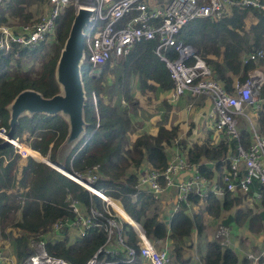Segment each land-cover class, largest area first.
Listing matches in <instances>:
<instances>
[{
	"label": "trees",
	"instance_id": "1",
	"mask_svg": "<svg viewBox=\"0 0 264 264\" xmlns=\"http://www.w3.org/2000/svg\"><path fill=\"white\" fill-rule=\"evenodd\" d=\"M45 0H4L0 6V25H24L30 23L32 13L29 8L41 7ZM162 0H159L161 2ZM168 1V0H167ZM28 10V12H27ZM252 16L254 23L245 30V20ZM73 18L71 7L64 9L57 18L54 29V42L36 45L31 49L12 47L0 53V129L7 131L5 106L22 90H33L44 98L57 93L53 80V68L67 35ZM7 21H15L8 24ZM177 41L195 49L210 67L214 80L230 94L234 80L242 83L247 75L259 68L264 73V11L233 8L229 15L216 21L209 19L193 20L186 23L176 36ZM154 41L135 43L126 55L117 78V90L124 107L116 105L112 99L105 100L103 73L107 64L96 71L90 67L81 68L85 92L84 101V138L70 151L65 159L64 169L77 175L94 174L92 188L111 201L117 202L123 213L132 222L139 223L145 237L154 240L166 236L173 242L169 263L187 264L190 261L191 235L202 236L204 218L219 220L223 226H244L246 232L255 233L264 227V196L259 204H254L257 212L243 208L244 200L251 199L253 193L260 192L252 181L245 194L225 193L218 199L213 195H189L187 202L201 206V213L188 215L185 205L174 212L164 224L157 216L150 214L149 208L154 200L150 196L137 193L136 172L142 163L149 169L161 171L166 166L169 149L178 138L177 127H166L165 116L158 122L153 134L142 133L129 140L132 132V112L138 111L137 102L125 91L128 77L136 79L138 90L143 93L155 91L172 92L164 64L153 54ZM260 51L261 58L242 63L240 56ZM29 66L26 73L24 66ZM38 65V70L35 66ZM92 72V73H91ZM141 89V90H140ZM144 90H146L144 92ZM162 100L166 111L169 105ZM259 110L253 117L257 132L264 138V83L259 89ZM94 100V102H93ZM193 100V99H191ZM170 104V103H169ZM127 106V107H126ZM246 126L238 130L236 139L225 140L221 136L215 142L206 129L203 137L176 144L179 153L184 154L185 163L197 165L198 175L209 179L212 172L217 175L226 169L223 160L235 154L237 145L246 149L249 144V130ZM66 134V126L59 117L34 115L18 120L13 138L24 144L30 151L20 146L23 152L32 157L40 156L54 160L57 147ZM200 160L214 163L208 169ZM136 198L132 199V195ZM76 201L88 212L93 209L100 215L95 221L99 228L86 231L82 238L69 240L63 233L62 240L47 241L45 252L70 264H84L105 240L103 226L107 215L99 198L90 194L51 167L26 156L22 158L10 144L2 145L0 139V228L4 224L6 235L1 233L0 242L10 238L14 264H23L33 253L28 239L35 240L49 232L52 225L60 220H73L74 215L68 208L66 197ZM222 218V214H227ZM128 221L129 223H131ZM122 235L125 246L134 249L132 261L126 262L121 255L104 256L112 264H141L142 259L136 246L131 227L122 222ZM3 246V243H0ZM201 250H199L200 254ZM201 264H249L244 258L238 259L230 248H221L214 240L205 241L203 253L199 255ZM103 256L100 255V258ZM99 258V259H100ZM263 259H261L262 262ZM168 263V264H169Z\"/></svg>",
	"mask_w": 264,
	"mask_h": 264
},
{
	"label": "built area",
	"instance_id": "2",
	"mask_svg": "<svg viewBox=\"0 0 264 264\" xmlns=\"http://www.w3.org/2000/svg\"><path fill=\"white\" fill-rule=\"evenodd\" d=\"M3 1L0 0V6ZM41 6L40 16L34 22L24 26L0 25V53H6L14 46L18 49H31L39 44L54 42L55 24L61 12L71 7L75 13L77 7L85 6L91 10L92 14L89 19L90 24L84 31V59L92 71L98 70L107 63L118 64L121 67L135 43L154 41L153 54L164 64L173 86L168 102L175 103L180 98L189 99L191 102L199 97L207 99L210 102V109L205 113L206 120L215 134L225 140L237 138V117H241L242 121L248 125L247 148L243 149L237 145L235 154L223 160L227 168L221 171L216 181L199 176L197 165L186 164L174 145L163 170L150 169L136 174L137 193L157 199L161 193L174 188L176 203L173 212H176L180 209L181 203L186 207L189 206L187 202L189 195L201 197L207 194L222 196L233 192L245 194L254 181L260 188V192L254 193L253 198L255 201L262 199L264 196V138L255 129L253 117L261 103L258 96L259 89L264 83V76L254 69L242 83L237 82L232 85V91L228 94L214 80L210 67L197 51L177 41L176 36L179 30L190 21L199 19L216 21L229 15L233 8L264 11V0H162L161 2L159 0H45ZM262 55L260 51L241 55L240 61L244 64L247 61H255ZM191 102L188 108L191 107ZM246 109L251 112L252 117L246 114ZM2 138L3 136L0 135L1 140ZM9 143L20 156H28L21 150L20 146L23 145L17 139L9 140ZM24 148L29 150L26 146ZM199 164L214 166V163L210 161L207 163L200 161ZM184 172L189 173L187 179H179V175ZM72 174L75 176H71L72 182L97 196L103 207L104 205L109 207L107 200H111L92 188L94 174L83 176ZM136 197V194L132 195V199ZM65 200L74 219L60 220L54 223L45 235L38 236L35 240L31 239L33 245L30 247L33 253L23 264H70L48 255L44 249L46 242L62 240L64 231L68 229L76 230V238H82L87 230L99 228V224L95 221L100 217L98 213L91 208L88 212L84 210L82 213L76 201L69 199L68 196ZM104 212L107 215L103 226L104 243L84 264H112L104 256L113 255H121L126 262L133 260L135 251L125 246L122 222L131 227L142 261L148 264L169 263L170 256L165 247L161 246V239L145 237L141 225L130 221L126 215L131 223L124 221L114 211L122 222L108 211L104 210ZM224 231V228H220L217 236L224 235ZM224 244L226 245L227 242L218 243L221 248H227ZM100 255L103 257L100 258ZM263 256L264 250L256 254L244 253V259L249 264H258ZM0 264H14L12 257L6 255L2 249H0Z\"/></svg>",
	"mask_w": 264,
	"mask_h": 264
},
{
	"label": "rangeland",
	"instance_id": "3",
	"mask_svg": "<svg viewBox=\"0 0 264 264\" xmlns=\"http://www.w3.org/2000/svg\"><path fill=\"white\" fill-rule=\"evenodd\" d=\"M79 2V1H78ZM80 3V2H79ZM29 11L32 13V19L29 22H34L36 19L39 18L40 13L42 11V6L41 7H32L29 8ZM28 12V10H27ZM8 24L12 23L15 24V21H7ZM254 23V19L252 16H248L245 20V30H248L249 26L251 24ZM27 25V24H24ZM24 25H9V26H24ZM51 43V42H49ZM262 52L264 53V49L262 50ZM244 55V54H242ZM83 68H88V64L87 61L84 59L83 62ZM107 71H105L103 73V84L107 85V88H103V94H105L106 101H109L110 99H112V101H114V103L116 105H120L121 107H124V103H122L121 101V97L122 95L117 91L119 89V86L117 85V78L120 75V68L119 65H115L114 63L110 64L108 63L107 65ZM27 69H30L29 66H24V68H22V72L26 73ZM35 69L38 70V65L35 66ZM257 70L264 76V73L262 70H260L259 68H257ZM92 73V72H91ZM141 90V89H140ZM125 91L130 95V97L134 100V102H137V106H138V111H133L132 112V117L131 120L132 122H141L142 126L141 128H138L139 130L136 132H133L130 136L129 139H132L133 135L137 136L140 135L142 133H147L149 131V127L153 128L154 125L156 124L157 121H162V117L163 114L169 115L170 120L167 121V116L165 117V123L168 122L171 126H176L178 127V138L176 139V141L173 142V144H177L180 141H189L192 139H195L197 137H203V135L205 134V127H204V122H203V118L205 117V112L202 111L199 112L198 110H196L199 107L200 104L198 102H200L201 100H195L192 101L194 102L192 104V102L189 100V103L191 102L192 104V109L191 107L188 108V104L187 106H184L182 104H180V108H175L174 106H172V109L169 110L168 112L166 111V107L164 106L162 100L165 99V96H163L160 100H158V103H156V99L155 101L151 102V93H143L141 94V92L138 90V86L136 83V79L132 78V77H128L126 84H125ZM146 90H144L145 92ZM155 94H152V96H154ZM156 96V95H155ZM166 96H168L169 98V94ZM156 98V97H155ZM168 98H166V101L168 100ZM204 101V100H202ZM187 102V100H186ZM150 103H152V106L150 105ZM198 103V104H197ZM206 104V102H205ZM160 106V111L161 114L158 115L156 112V108ZM127 107V106H126ZM143 111V112H142ZM150 112L152 113L153 116V123L149 124L148 123V116L150 114ZM246 114L249 117H252L251 112L248 111V109H246ZM193 115H197L198 116V121L200 119V121H202V123H197L195 125L191 124V117ZM164 122V121H162ZM245 126L247 125L246 123H244L242 121L241 117H237V126ZM218 137V136H216ZM21 145H23L25 147L24 144L21 143ZM174 146V145H173ZM18 154V153H17ZM22 158L26 157L25 155H21ZM167 158H169V155L167 156ZM174 193H169V195H167L165 197V199H174ZM118 205V204H117ZM256 205H251L250 203L247 202V200H244L243 203V208L245 209H249L252 211V213L257 212L255 209ZM173 208V204L170 202L168 204V208H166V210L163 213H159V215H163V216H167L168 210H171ZM104 210L108 211L111 215H113L114 217H116V219L120 222H122V220L112 211V209H110L109 207L104 205ZM81 212H84V209L81 208ZM155 212H151L150 214H154ZM195 213H201V206H193L192 208L189 209V214L188 215H192ZM231 214L227 213V214H222V218H225L227 215ZM155 215V214H154ZM157 219L161 220L158 215H157ZM204 224H205V229L204 232L202 234V236L197 237L194 236V234H192L191 236L193 237L192 239V245H194L195 247V251H193V254L196 255L197 253L199 254V247L200 245H202L205 240L211 241L214 240L216 243H225L227 242V244H224V247H231L233 245L239 247L243 253H250V254H256V253H260L261 251L264 250V230L259 229L258 232L255 233H248L246 231L243 230L242 227H236L234 225H230L228 227L223 226L219 220H213L210 219L208 217L204 218L203 220ZM9 225L8 224H4V227L1 229L0 231L4 232V235H6L7 232H5V228H8ZM220 228H224L225 229V234L224 235H220L217 236V232L220 230ZM66 236L68 237L69 240H71V238H76L77 235V231L73 230V229H68L66 231H64ZM1 233H0V240H1ZM47 238V237H46ZM3 243V246H0V249H2L6 255L11 256L12 255V243L10 238H5L4 242H0ZM28 243L30 246H32V242L30 241V239H28ZM170 253V250H169ZM191 259V257H190ZM174 264V263H171Z\"/></svg>",
	"mask_w": 264,
	"mask_h": 264
},
{
	"label": "water",
	"instance_id": "4",
	"mask_svg": "<svg viewBox=\"0 0 264 264\" xmlns=\"http://www.w3.org/2000/svg\"><path fill=\"white\" fill-rule=\"evenodd\" d=\"M91 14V10L84 6L77 7L73 13L53 68L57 93L50 98H44L33 90L20 91L4 108L8 117L7 131L0 130V135L3 136L2 145H6L13 139V131L19 119L31 118L34 115L59 117L66 126V134L55 151L53 162L40 156L32 157L29 154L28 156L51 167L71 181H73L71 176H75L63 167L70 151L84 138L87 126L83 113L85 92L81 68L84 62V31L90 24Z\"/></svg>",
	"mask_w": 264,
	"mask_h": 264
},
{
	"label": "crops",
	"instance_id": "5",
	"mask_svg": "<svg viewBox=\"0 0 264 264\" xmlns=\"http://www.w3.org/2000/svg\"><path fill=\"white\" fill-rule=\"evenodd\" d=\"M235 83H237V81L236 80H234V82H233V85L235 84ZM155 95L154 96H152V93H151V102L152 101H155V99H156V103H158V100H160L163 96H166V93H160V92H158V91H155V93H154ZM156 97V98H155ZM167 97V96H166ZM198 100H201L200 102H198L200 105L199 106H202V107H199V108H197L196 110H198L199 112H201L202 113V111H204L205 113H207L208 111H209V109H210V102L207 100V99H205V98H203V97H199V98H197ZM196 99V100H197ZM186 100H187V102H186ZM202 100H204V101H202ZM167 102H168V100H167ZM205 102H206V104H205ZM170 103V102H169ZM168 103V105H169V109L168 110H171L172 109V106H174L175 108H180L181 106H180V104H182V105H184V106H187V104H189V99H185V98H180L179 100H177L175 103H170L169 104ZM187 103V104H186ZM194 102H192V104H193ZM197 103V104H198ZM150 105L152 106V103H150ZM160 109V106H158L157 108H156V113L158 114V115H160L161 114V111L159 110ZM191 109H192V105H191ZM143 112V111H142ZM153 116L154 115H152V113L150 112V114H149V116H148V123L149 124H152L154 121V119H153ZM167 121H169L170 120V118H169V115H167ZM191 124H193V125H195L196 123H197V121H198V116L197 115H193L192 117H191ZM159 121H157L156 122V124L158 123ZM203 122H204V127H205V129L207 130V131H210V133L212 134V138H213V140L215 141V142H217L218 141V139H219V135H216L215 134V132L212 130V127H211V125L209 124V122L206 120V116L203 118ZM198 123H202V121H200V119H199V121H198ZM156 124L154 125V127L153 128H150L149 127V131L147 132L148 134H153L154 133V131H155V127H156ZM166 124V127H171V125L168 123V122H166L165 123ZM131 126H132V132H131V134L133 133V132H136V131H138L139 129L138 128H141V126H142V124H141V122H132L131 123ZM246 126V125H245ZM173 127H176V126H173ZM242 127H244V126H239L238 125V130L240 129V128H242ZM247 127H248V125H247ZM247 127H245V129L247 130ZM178 128V127H177ZM179 130V129H178ZM130 134V135H131ZM216 136H218V137H216ZM133 138L135 137L134 135L132 136ZM129 140H131V139H129ZM193 140V139H192ZM189 141H191V140H189ZM186 142V144H188V142L187 141H185ZM175 145V144H174ZM172 147H171V149H169L168 151H169V156L171 155V152H172ZM177 152H178V150H176ZM181 155H182V157L184 158V154L183 153H180ZM228 157V156H227ZM202 163H207V161H205V160H200ZM208 169H211V171L213 170V165H207L206 166ZM145 170H150L149 168H148V166H146L145 165V163H142L141 165H140V167L137 169V171L136 172H133L132 171V173H135V174H138V173H141V172H143V171H145ZM187 175H189V173H186V172H184V173H181L180 175H179V179H182V180H185V179H187ZM217 177H218V175L215 173V172H212V176H211V181H216V179H217ZM169 193H174V199H165V197L167 196V195H169ZM237 193V192H236ZM143 194V193H142ZM145 195V194H144ZM253 195H254V193H253ZM223 196V195H222ZM222 196H214V197H216V198H218V199H220ZM154 200V203H153V205L149 208V213H151V212H155L154 214L157 216L158 215V217L161 219V220H159V221H162L164 224H167V222H168V220H169V217L174 213L173 212V208L171 209V210H168V213H167V216L165 217V216H163V215H159V213H163L165 210H166V208H168V204L171 202L172 204H173V207H174V205H175V203H176V199H175V190H174V188H170L169 190H167V191H165V192H163V193H161L160 195H159V197L157 198V199H153ZM248 203H250L251 205H254V204H259V201H255L254 200V198H253V196L251 197V199H249L248 201H247ZM199 206V205H198ZM193 207V205L192 204H189V206H185V208H186V212H187V214H189V209L190 208H192ZM120 217V216H119ZM124 220V219H123ZM125 221V220H124ZM243 230L244 231H246L245 230V228H243ZM263 230H264V228H263ZM195 236V235H194ZM75 238H71V240H74ZM192 239H193V237L191 236V243H192ZM206 241V240H205ZM208 241V240H207ZM160 244H161V246H163V247H165V249L167 250V253L169 254V256L171 257V249L173 248V242L166 236L164 239H161L160 240ZM203 245H204V243L202 244V245H200V247H199V250H201V252H200V254H202L203 253ZM227 248H230L233 252H234V254L237 256V258L240 260V259H242V258H244V253H243V251L239 248V247H237V246H235V245H233V246H231V247H227ZM13 250V249H12ZM169 250H170V253H169ZM193 251H195V247H194V245H192V247H191V250L189 251V253H190V257H191V259H190V261L187 263V264H201L200 263V261H199V255L200 254H196V255H194L193 254ZM11 257H12V255H11ZM12 259H13V257H12ZM261 259H263L262 260V262H261ZM141 264H148L147 262H145V261H142L141 262ZM169 264H171V263H169ZM258 264H264V256L263 257H261L260 258V260H259V263Z\"/></svg>",
	"mask_w": 264,
	"mask_h": 264
},
{
	"label": "bare ground",
	"instance_id": "6",
	"mask_svg": "<svg viewBox=\"0 0 264 264\" xmlns=\"http://www.w3.org/2000/svg\"><path fill=\"white\" fill-rule=\"evenodd\" d=\"M85 7V6H84ZM34 153V152H33ZM107 203L109 205V207L118 215L120 216L122 219H124L125 221H129L125 214L123 213V211L121 210V208L114 202L107 200Z\"/></svg>",
	"mask_w": 264,
	"mask_h": 264
},
{
	"label": "clouds",
	"instance_id": "7",
	"mask_svg": "<svg viewBox=\"0 0 264 264\" xmlns=\"http://www.w3.org/2000/svg\"><path fill=\"white\" fill-rule=\"evenodd\" d=\"M14 139V138H13Z\"/></svg>",
	"mask_w": 264,
	"mask_h": 264
}]
</instances>
